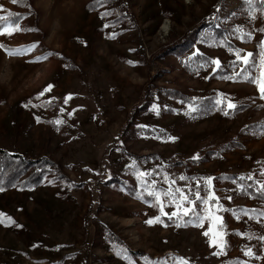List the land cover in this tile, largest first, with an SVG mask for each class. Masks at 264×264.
Returning <instances> with one entry per match:
<instances>
[{"label": "rangeland", "instance_id": "374dc122", "mask_svg": "<svg viewBox=\"0 0 264 264\" xmlns=\"http://www.w3.org/2000/svg\"><path fill=\"white\" fill-rule=\"evenodd\" d=\"M9 15L0 151L46 162L0 183V264H264V0Z\"/></svg>", "mask_w": 264, "mask_h": 264}, {"label": "trees", "instance_id": "16d2710c", "mask_svg": "<svg viewBox=\"0 0 264 264\" xmlns=\"http://www.w3.org/2000/svg\"><path fill=\"white\" fill-rule=\"evenodd\" d=\"M17 156L6 154L3 151H0V183H3L5 187L9 184L16 183L17 180L27 175V172L33 169V165H38V163H33L29 165L28 163L23 164V160H18ZM46 162L43 160L40 163ZM39 163V164H40ZM43 166H38L37 170L40 172L38 178L42 179L45 174L42 170Z\"/></svg>", "mask_w": 264, "mask_h": 264}, {"label": "snow or ice", "instance_id": "6c2138e0", "mask_svg": "<svg viewBox=\"0 0 264 264\" xmlns=\"http://www.w3.org/2000/svg\"><path fill=\"white\" fill-rule=\"evenodd\" d=\"M13 2H17V0H13ZM8 19H12L11 15H9V17H0V21H3V20H8ZM3 27H15V22H13L12 24H7V25H0V31H2ZM9 55H13V54H20L19 51H16V52H12V51H9L8 53ZM237 58L238 59H242L239 54H237ZM47 59V56L45 57H40L38 58L37 62H39L40 60H46ZM243 62L247 63V59L246 58H243ZM214 63H218V62H214ZM51 88V86H49V89ZM49 89H45V91H48ZM260 91L262 93V98H264V86H261L260 87ZM229 108H233L234 105H231L229 104L228 105ZM149 223H151V221H149ZM207 235V233H206ZM251 254V253H249Z\"/></svg>", "mask_w": 264, "mask_h": 264}, {"label": "bare ground", "instance_id": "6f19581e", "mask_svg": "<svg viewBox=\"0 0 264 264\" xmlns=\"http://www.w3.org/2000/svg\"><path fill=\"white\" fill-rule=\"evenodd\" d=\"M165 30H166V31H167V30H169V27H168V26H166V27H165Z\"/></svg>", "mask_w": 264, "mask_h": 264}]
</instances>
